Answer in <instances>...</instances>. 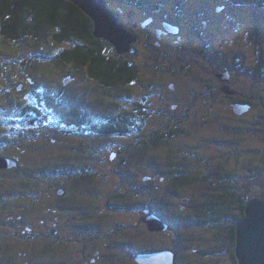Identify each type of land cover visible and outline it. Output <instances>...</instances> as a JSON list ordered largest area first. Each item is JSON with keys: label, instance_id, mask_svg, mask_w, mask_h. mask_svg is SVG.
Wrapping results in <instances>:
<instances>
[{"label": "flooded vegetation", "instance_id": "obj_1", "mask_svg": "<svg viewBox=\"0 0 264 264\" xmlns=\"http://www.w3.org/2000/svg\"><path fill=\"white\" fill-rule=\"evenodd\" d=\"M181 1L103 0L132 40L130 52L123 53H118L105 39L95 38L93 22L82 12L90 22L87 35L98 41L101 61L112 60V63H97L98 71L90 70L92 62L89 61L79 64L57 59L63 50L66 53L75 49L90 51L83 38L55 43L66 46L57 51L51 63L58 68L57 82L46 83L42 90L36 89L30 72L36 65L31 66L30 61L16 63L17 68H0L4 73L0 76V108H12L7 112L0 110V158L12 162L11 167L0 169V181L13 178L18 187L7 185L10 189L0 190V264H107L108 255L105 259L103 251L94 249L90 243L80 245L77 252L71 254L68 241H138L135 235L139 229L145 235L144 241L167 237L171 230L179 227V222L168 221L154 205H149L154 183V192L161 196V201L168 202L172 198L171 203L175 205L177 196H182L177 207L179 215L193 210L192 197H208L214 204L196 208L190 222L195 228L226 223L227 241L231 246L229 257L232 264H237L232 229L235 236L236 226L244 221V189L232 188L229 179L244 177V118L255 112L264 135V87L261 94L257 93L259 87L256 85L258 89H250L254 80L264 79V48L257 42L259 31L253 22L244 27V22L229 15L244 11V5L232 0H217L213 5L206 1L194 11L193 6ZM191 52L204 61L197 62L189 56ZM173 58L177 63L172 62ZM107 65L111 66L112 84L104 81L103 68ZM86 80L101 90L124 86L123 90L129 93L139 86L140 99L158 103L155 112L149 114L156 125L148 130L151 133L147 137L149 145L143 143L141 147L132 148L131 157L127 159L120 156L125 152L123 149L105 153L98 140L94 147L74 144L80 140H96L94 137L103 140L126 134L147 111L136 100V95L131 94L130 100L134 103L129 111L111 109L93 115L86 108V97L97 98L88 92ZM76 86H85L84 98L75 96L77 92H68ZM35 93L43 94L37 96ZM41 98L54 101L48 104ZM98 99L111 103L103 97ZM62 107L63 111L54 117ZM244 107H247L246 112ZM47 117L60 125L63 139H48L37 130ZM9 128L18 130L17 144L3 141L10 137L5 133ZM233 131L241 136L233 138L230 134ZM175 134L180 135L181 141L186 135L194 136L195 151L187 150L182 142L176 151L183 149L187 157L165 161L162 156L152 158L145 151L169 150L170 147H163L166 145L163 140H171ZM41 137L48 139L47 146ZM208 138L224 145L235 139L234 145H238L241 155L236 153L233 157L230 154L223 162L219 156L221 146H217L215 154L208 156ZM63 144L68 146L66 154L61 152ZM140 149L143 153L138 152ZM51 154L53 156L49 157ZM35 155L45 158L37 161L30 157ZM67 156L74 162L66 159ZM233 159L237 168L232 172L227 160ZM122 166L127 171L124 177L134 178L135 189L131 193L136 198L142 193L143 203L136 200L133 206L124 200L128 190L122 180L111 195L103 190L106 181ZM129 166L134 170L129 171ZM102 167L108 168V172L103 173ZM168 183L169 191L166 189ZM115 198L122 201V205L132 207L130 222H126L128 213L121 214L119 209H113L120 206ZM121 216L126 220H121ZM106 217L110 228L104 231ZM152 217L167 229L150 231L148 222ZM124 228L129 231L127 238L115 240L111 236L116 232L120 234ZM99 230L105 237L98 236ZM56 251L58 255L52 257L50 253ZM162 251L168 250L143 249L135 251L131 257L136 264H142L137 261L138 257ZM175 262L178 264L177 256Z\"/></svg>", "mask_w": 264, "mask_h": 264}, {"label": "rangeland", "instance_id": "obj_2", "mask_svg": "<svg viewBox=\"0 0 264 264\" xmlns=\"http://www.w3.org/2000/svg\"><path fill=\"white\" fill-rule=\"evenodd\" d=\"M181 1V0H180ZM208 1L212 5L217 2V0H184L185 5H191L194 7V11H197L199 9V5L201 6L203 2ZM182 2V1H181ZM218 3V2H217ZM184 5H182L183 8ZM221 6V5H220ZM230 12V11H229ZM184 13V11L182 12ZM229 15H233L236 18H238V21L244 22V27H248L253 22L255 27L258 29V44L261 45L264 48V10H260L255 7H244V11H240L238 13L231 12ZM49 35L51 34V31H48ZM54 43H51V40H44L36 41L28 37L22 38L19 42H13L9 40L3 39V37H0V68H7L8 66H12L13 68H17L15 66V62L24 63L30 60H35L36 69L30 68V72L32 74V77L34 78L36 82V89H44L46 88V83H55L57 82V73L58 68L56 65H52L51 63L54 62L53 57L59 51L60 49L65 48V45H53ZM245 44V40H244ZM193 59H196L197 62H202L204 59H202L200 56H198L196 53H192L189 55ZM34 62V61H33ZM172 62L177 63V60L173 58ZM17 64V65H18ZM10 66V67H11ZM29 71V69H28ZM4 73L0 69V76H2ZM57 76V77H56ZM52 77V78H50ZM56 77V78H55ZM154 77V75H152ZM147 79H151L150 77H147ZM88 86V92H90L92 95H94L97 99L91 100V96L86 97L88 100V103H86V108L93 114H99V113H107V111L111 109L115 110H121V111H129L131 109V105L134 103L133 100H130V96L136 95V100L138 102H141L144 107L147 108V111H144L143 117L140 121H137L136 126L128 131L126 134L120 135V136H112V137H106L103 140H100L97 137H94V139L89 140H80L77 142H74L75 145L80 147L83 145H90L92 147L98 145V141H100L103 146H99L100 148L105 150V153H111V152H117L119 149H123L125 152L121 153V157L130 159V154H132V148L141 147L143 146V143H147L149 145V141L147 140V137L151 136V133L148 132L150 129H154L156 127L155 123L153 122V118L149 117V114L154 113L158 103L153 100L152 103L146 102L145 99H140V96H138L140 87L135 86V88L132 91H129V93L125 90H123V87L116 88V89H109V90H101L95 83L87 82L85 81ZM84 82V85H86ZM255 84L253 86H250V89H255L259 87L257 93H262V88L264 87V79L260 82L258 80L253 81ZM262 82V83H261ZM257 87H256V86ZM84 88V89H83ZM85 86L83 87H73L69 89V93L77 92V97L84 98L85 92ZM246 90V89H244ZM84 95V96H83ZM74 96V95H73ZM99 97H103L110 101L111 103H105L99 100ZM90 100V101H89ZM62 103H66V101H62ZM81 104V102H79ZM12 109L10 106L8 107V110ZM64 107L60 109L59 112H57L54 117H57L58 114H60L63 111ZM0 110H4V112H7L8 110H5V107L0 108ZM259 118H255V112L249 114L247 117L244 118V177H239L238 179H229V182L232 186V188H235L237 190H240L241 188L244 189V201H251V199H257L260 201H264V135L260 132L259 129ZM60 125L56 124L55 121L51 117H47L44 120V124H39V128L37 130L41 132V135L46 136L49 138H56L60 137V135H63V132L59 129ZM231 131V130H230ZM216 134H218L217 131H214ZM4 133V132H3ZM7 134H10L9 139L6 138L3 141L8 144H17L19 141L18 138V130L17 129H10L5 132ZM5 133L3 136H5ZM232 134L233 138L238 137L240 134L233 132H230ZM241 136V135H240ZM174 137V138H173ZM172 137L171 140L164 139L163 142L166 143L163 147L167 148L170 147L169 150H157V149H147L145 150L148 155L152 158H159L162 156V160H176V159H182L187 157L186 154L183 152V149H180L176 151V148L180 145H182V142L184 143L183 146L187 148L189 151H195L193 148V145L195 144V138L194 136H184V141L180 140V135L175 134ZM179 137V138H177ZM90 138H93L92 136ZM42 141H45V145L47 146V140L43 139L41 137ZM60 139H63V137H60ZM98 140V141H97ZM234 140L232 139L228 145H224L221 142H214L211 141L210 138H208V145L209 149L207 150V155L211 156L215 154L214 148L217 146H221L219 149V156L221 157V161H225V158H227L230 154H240V150L238 149V145H234ZM6 144V145H7ZM2 145V143H1ZM62 149V153L66 154L68 146H65L64 144L60 147ZM27 149H25L26 151ZM175 150V151H174ZM143 149H140L138 152L143 153ZM169 151L168 154H165V152ZM130 152V153H129ZM123 155V156H122ZM165 155V156H163ZM239 155V157H240ZM53 155H49V157H52ZM138 156V155H137ZM34 159H37V161L42 160L45 158V156L42 155H35L30 156ZM47 157V158H49ZM70 156H67L66 159H68ZM194 157V156H193ZM238 157L237 155L235 156ZM70 159V158H69ZM46 160V159H45ZM64 158L62 159V162ZM71 162H74V160H71ZM70 163V162H69ZM228 169L234 171V168H237V164H234L233 160H227ZM63 164H58V166H62ZM51 167V166H50ZM57 167V166H54ZM103 173L108 172V168L102 167ZM129 171L134 170L133 166H129ZM120 171V172H118ZM124 171H126L125 166L117 168V174H113L112 178H109L106 183L103 190L106 192V195H111L113 191H115L117 188L116 185L119 183L120 180L123 181L124 184H126V188L128 191H126L127 197L124 198L126 202H129V204H137L135 202L136 200L143 203L144 196L142 193H138V198L135 197V194L133 196V193H131L132 190L135 189L134 185V178L129 176L128 178L124 177ZM127 172V171H126ZM119 174V175H118ZM12 181L3 180L0 181V190L2 189H10L11 186L7 185H13L14 189H17L18 187L15 186L14 182L15 179L8 178ZM6 181V182H5ZM30 181V179H28ZM51 184L50 182L48 183ZM169 184L167 185V191H169ZM6 185V186H4ZM156 184H152V190L153 193L150 197L152 200L149 205H154V209L158 213H162L170 222L178 221L179 227L174 228L171 230V232L168 234L167 237H154L153 241H144L145 235L139 230L136 231L135 238L138 241H78L75 243L74 241L70 242L71 248L70 250L71 254H75L79 248L80 245L89 244L94 247V249L103 251L102 253L106 256L108 255L109 260L107 259V264H136L133 261V258L131 257V254L138 250H168L172 253H174L175 256L178 257V264H232L229 252L231 249L230 243L227 241L228 238V231L225 229L227 226L226 223H221L218 225H209L204 226V228H195L194 224L190 222V218L194 216L192 213L196 208L202 207L206 204L213 205L214 203L206 196L199 195V197H192L191 206L193 210H189L184 215H179L177 207L179 206V199H181L182 196H177L176 200H178L175 205L171 202H173L172 198H169V201L166 200H160L159 195H157L154 191H156ZM159 185V184H158ZM42 189V188H41ZM141 191V190H140ZM80 198H84L82 196H79ZM115 202H119L120 206L118 208L113 209H119V212L121 214L128 213V220L126 222L131 221V213L132 207H129L128 205H122V201L118 200L117 198L114 199ZM161 201V203H160ZM162 203L164 205H162ZM44 207V203L42 204ZM139 207H142L141 205H138ZM115 218H119L118 215H115ZM133 218V217H132ZM121 220H126L121 216ZM120 220V221H121ZM108 217H106V223H105V229L104 231H107L110 226ZM225 221V218L224 220ZM128 225V223H127ZM133 226V224H132ZM102 230H99V237H105L101 233ZM128 229L124 228L122 229L121 233H115L114 235H111V233H108L111 235L115 240L121 239V238H127L128 235ZM107 234V233H105ZM143 240V241H141ZM87 250H89V246H86ZM98 247V248H97ZM68 253V252H67ZM52 254V257H56L58 255V251L56 253H50ZM45 255H48V253Z\"/></svg>", "mask_w": 264, "mask_h": 264}, {"label": "trees", "instance_id": "obj_3", "mask_svg": "<svg viewBox=\"0 0 264 264\" xmlns=\"http://www.w3.org/2000/svg\"><path fill=\"white\" fill-rule=\"evenodd\" d=\"M232 2L242 4L244 7L264 10V0H232ZM89 26L90 22L87 21L84 14L65 0H0V37L13 42H19L24 37L36 41L47 39L54 44L67 41L70 38H83L88 49H91L90 51L83 52L80 49H75L66 53L63 50V52L58 53L57 59L72 60L79 64H85L89 61V63L92 62L90 70L98 71L97 63L107 64L112 63V60L101 61L100 55L98 56V41L87 35ZM48 31H51L50 35ZM29 61L30 65L35 67V60L29 59L26 63ZM103 74L106 83H114L112 82L111 66H104ZM35 94L41 96L43 93ZM43 98L41 101L48 104H52L54 101ZM112 132L113 130H110V133ZM248 202L249 200L244 201V209ZM234 237V229H232V238L234 239Z\"/></svg>", "mask_w": 264, "mask_h": 264}, {"label": "water", "instance_id": "obj_4", "mask_svg": "<svg viewBox=\"0 0 264 264\" xmlns=\"http://www.w3.org/2000/svg\"><path fill=\"white\" fill-rule=\"evenodd\" d=\"M88 16L94 25L95 38L108 41L118 53L130 52L132 42L117 19L108 11L103 0H65ZM247 107H244V112ZM12 166L11 160L0 158V169ZM244 221L235 228L234 256L237 264H264V202L249 201L244 209ZM150 231H163L167 226L155 217L149 219ZM142 264H176L175 255L162 251L137 258Z\"/></svg>", "mask_w": 264, "mask_h": 264}, {"label": "bare ground", "instance_id": "obj_5", "mask_svg": "<svg viewBox=\"0 0 264 264\" xmlns=\"http://www.w3.org/2000/svg\"><path fill=\"white\" fill-rule=\"evenodd\" d=\"M256 200V199H255ZM259 201V200H258Z\"/></svg>", "mask_w": 264, "mask_h": 264}]
</instances>
